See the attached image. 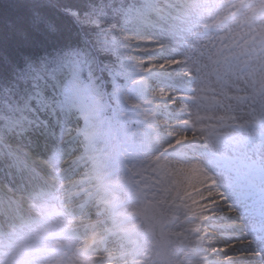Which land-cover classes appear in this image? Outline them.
<instances>
[{"label": "rangeland", "instance_id": "1", "mask_svg": "<svg viewBox=\"0 0 264 264\" xmlns=\"http://www.w3.org/2000/svg\"><path fill=\"white\" fill-rule=\"evenodd\" d=\"M144 1L146 6L145 10H140V17L142 18L140 23L135 27L133 25V29L122 30L121 35L123 37L121 41H117L118 43L115 41L116 38L113 37V32L106 33L109 26L104 29L101 28L100 31L96 30L95 33L88 37L95 44L94 51L96 56L93 62L96 69H103L105 66L114 65L107 72H103L104 78L102 80L104 82L116 86L117 81L114 79V72L118 71L119 76L124 73V70L131 74L133 73L131 76L125 78L126 82L123 83L120 91L123 97L134 103V111L138 116V133L134 137H131V139L135 146L139 147L137 154L148 163L147 167L143 164L139 165L138 173L141 174L147 170L144 175L149 181L141 180L143 186H139L131 181L127 175L124 177L128 169L125 167L124 158L122 157L121 144L131 149L132 146L129 142L132 143V140L128 135H125L123 137L124 142L115 145L106 139V135L108 138H112L111 133L114 132L112 125L107 124L106 130L101 118L93 115L90 110L93 109L94 113H99V109H95V104H97L100 97L103 100L105 96L100 94L98 99L94 98L89 81L87 84H83L79 79L73 82L75 87H81L78 85L81 83L82 87L79 89V92L74 91L71 86L67 89L61 88L59 95L63 103L55 105L43 99L44 97L41 94L39 96L40 102L37 103L42 102L47 108H41L40 113H38L33 104L29 102V107L23 109L22 117L15 120L13 126L9 127L8 130L0 135V142L2 143L0 172L2 171L10 175L21 166L19 163H28V166L32 168L31 170L41 180L51 183L54 187L56 185L59 193L57 192L54 203L59 206V198H64V203L68 204L71 199H68L64 193H60L62 188L60 185L61 179L55 181L54 184L49 171L50 164L45 165L43 162L44 168L39 165L40 161H47L48 158L55 156L58 150L64 148L67 143L57 146L58 149L49 148L46 151L42 150L44 153L48 152L42 156L26 146V143L31 142V134L29 131H33L32 133L35 132L33 126L39 127L41 124L45 125L43 131H50L55 138L54 134L59 135L65 132L62 125L66 121L61 124L62 117H71L80 124L79 129L81 135L76 140L77 146L85 149L88 142L93 141L101 145L97 154L103 153L105 156L104 165L102 166L103 170L100 172V181L91 189L89 194L98 190L99 192L94 200L97 202L103 201L106 187L102 185V182L105 178H109L110 184L108 186L118 193L121 201L128 198L131 199L129 204L123 206L124 209L121 213L132 215L135 221L138 220L137 216L142 218L136 231L139 232V234L137 233L139 237L141 236V232H145L147 235L144 239L143 247L146 248L147 253L154 260V264H190V261H187L184 256H181L182 249L186 245L189 248V252L198 250V243H201V240L198 242L199 236H197V231H193L194 235H192V238L194 242L189 245L186 236L180 235L173 229L172 220L163 204L168 199L169 194H173L174 192L175 197L179 200L176 205L184 208L185 212L187 211V215L192 218L196 216L194 221L196 229H198V221L203 217H197L196 213L201 208L195 206L193 209H189L187 206L199 194H188L190 188L183 189L185 184H189L188 182L191 180L190 186L192 188V183L198 180L193 178V176H200L204 172H208V174L206 173L207 177L213 181L214 189L220 193L221 191H226L227 186L232 185V181L223 173L224 170L227 171L228 175L236 177L238 172L246 169L245 162L247 160L264 159V139L247 137L248 134H245L244 130L233 131L227 126L229 120H241L244 124L242 128L245 129L247 127L245 123L254 117L256 122H262L259 124V129L264 128V44L259 43L257 40L259 37L258 34L264 33V13L261 9V6L264 5V0H188L190 3L187 1L185 4L186 8L181 12V15H184L183 20H173L167 29L159 32L158 35L151 36L154 42H169L170 48H174L180 52L179 54H175V56L181 57L183 63L188 67L184 72V76L187 77L184 78L185 81L179 80L174 83L181 87L184 84L186 85L182 87L184 89L187 88L185 91H182L183 89H179L178 91L183 95H187L184 97L186 100L184 102L182 101L180 107L179 103H176V107H178V110L186 112L187 115L172 119L174 122H184L186 126L182 129L172 128L171 130L157 128L154 131L149 130V127L153 128L152 126H158L166 115H170L168 113L171 110H164L166 106H161L166 104V102L157 101L152 98V95L157 93L158 89L162 91L168 90L170 88V82L160 81L162 85L156 87L159 81L155 82V79L148 75L150 71L159 72L163 64H161L157 57L143 55L147 47L137 46L135 42H137L136 39L142 38L145 33L149 32V28L154 21L152 13H155V7L159 6L157 2L161 3L164 1ZM233 12L236 13V17L233 20L219 27L216 33H207L211 24ZM92 15L91 13H84L79 16L74 15L73 19L85 29H93L95 26V18ZM213 25L216 26L217 24ZM202 31L206 32V34L197 35V32ZM120 43H123V47L121 48L118 47ZM154 46L156 45L154 44ZM133 47H135L138 53L132 52L130 48ZM56 51L57 53L63 52L65 54L64 50L59 49ZM56 51L55 49H49L48 59H39L33 63L37 65L42 64L44 61L55 56L57 54ZM96 57H102L98 64L95 62ZM107 58H109L110 62L104 63ZM145 60L147 61L144 63ZM148 60L153 61L148 62ZM169 60H174V57H171ZM83 62L86 64L84 67L88 69V63L91 62ZM96 72L100 73L99 70ZM188 73H190V77ZM90 74L92 73H88V75ZM156 79L162 80L161 78ZM118 88L116 86V89ZM15 91L17 92L18 90L11 88L10 82L6 86L3 85L0 87V117L5 109L7 110L10 106L11 109H18L16 103L11 100L18 94ZM65 92L68 93L67 96L64 95ZM108 95L109 99L111 98L117 101L118 107H125V102L119 94L116 95V98H113L111 92ZM170 103H168V108ZM101 105L105 106V103ZM159 106L160 108H158ZM153 111L158 113L153 115ZM242 111H246V114H242L244 113ZM85 122L89 123L90 131H88V126L85 125ZM50 126L55 127L54 130H47ZM172 131L179 132L184 138L192 139L200 145H207L211 149L217 150V152H228L232 156L231 162L224 165L221 164L225 169L222 166H214L212 169L197 161H193L191 164L167 158L166 148H170L174 144V140L169 138L173 137L171 135ZM250 138L254 139L248 143L244 142L245 139ZM142 139L145 140L144 143H142ZM73 143L70 142L67 146L72 145L73 147ZM162 154L164 156L161 158ZM74 156L75 154L70 153L66 156L65 160L72 159ZM118 157L121 163L115 168V165L118 164ZM13 161H16L15 168L13 167ZM240 163L244 165H240L239 168L238 165ZM103 172H106L109 176H103ZM185 174L190 175L192 178L187 180V175L184 176ZM72 176L70 175L68 180ZM119 178L121 179L120 183ZM80 179H86V176ZM0 185V196L1 194H10L6 192L7 190L10 191L9 189L15 190V187L10 188L6 186V183L2 182V180H0ZM82 188L83 186L79 187V189ZM229 196L230 199L226 201V204L231 205L233 203L236 206L233 199L237 197L236 193H229ZM79 198V201L83 200L85 195ZM0 200L2 201V198ZM46 200V198L31 199L28 203H35L37 207L29 209L27 205H24V208L31 210L34 215L45 216L44 211L46 210H42L38 205H42ZM144 202L151 208V212L147 214V218L150 219L153 216V221L144 218L142 208ZM112 203H109L106 207H111ZM86 208H90V205H87ZM100 211L101 208H99V215L97 217L101 216L99 218L104 220ZM134 211H136V214ZM230 211L232 212V209ZM93 218L96 217L92 216L89 220ZM61 220L62 218L45 219L40 226H36V229L40 233H47L55 229L60 222L68 221L71 224L73 223L71 217H66L65 221ZM102 223L106 224L107 222ZM164 225L167 227L166 232L163 230ZM151 227H153L155 234L153 230H149ZM156 231L158 232L156 233ZM96 232L99 234H107V231L101 230V228L96 229ZM213 233L216 234V231L213 230ZM84 235H94V233ZM223 235L227 236L229 233H223ZM24 237L30 242H24ZM38 240V233L33 231L26 232L21 239L14 240L15 242L10 247H6L0 251V264H17L29 258L34 259V264H68L69 262L76 263L75 260H81L73 254V250L68 241L62 240L60 244L66 247V250L63 252L57 255H50L49 253L34 255L33 248L36 245L42 246V244L38 243ZM207 240L216 252L221 251L219 244L216 243L220 241L219 236L214 238L210 237ZM153 241L155 242V246L153 245ZM93 251L90 250L89 254L95 257L100 256L99 252L96 251L94 253ZM217 258H212L213 264H220ZM85 260L87 259L85 258ZM112 260L111 257L108 262ZM207 261L204 260L203 263ZM111 264H120V262L112 261Z\"/></svg>", "mask_w": 264, "mask_h": 264}, {"label": "bare ground", "instance_id": "2", "mask_svg": "<svg viewBox=\"0 0 264 264\" xmlns=\"http://www.w3.org/2000/svg\"><path fill=\"white\" fill-rule=\"evenodd\" d=\"M172 1L173 0H164V2H162L159 7L156 8V10L158 11L157 13H159V9L162 8V6L169 7L172 4ZM185 4L186 0H180L177 6L181 7ZM154 23L156 24V21ZM155 24H153V29L151 25V27L149 28V32L145 33L142 38L136 39L137 42H135V45L146 46L147 49H145L146 51L143 52V55L149 57H157L158 60H160L161 64H163V67L159 72L150 71L148 75L153 77L156 82L159 81L156 87H160L162 85L160 81H168L172 83L173 81H181L184 80V78H187L184 76V72L188 67L187 65H185V63H183L181 57L175 56V54H179L180 52L174 48H170V44H168L169 42L160 41L158 43L157 41H153L151 36L158 35L159 32L165 30L167 26V24H161L157 28ZM154 44L156 46H154ZM130 49L132 50V52L134 51L135 53H138L135 50V47ZM58 56H60L59 53L55 55L56 58ZM171 57H174V60L170 61L169 59ZM146 61L147 60H145L144 63ZM150 61L153 60H148V62ZM74 68L77 69L79 68V66L75 64ZM189 75L190 73H188V76ZM156 78H161L162 80H158ZM5 84H2L1 86H6ZM185 86V84L182 85V87ZM175 89V87H173V89L169 88L168 90L164 91L158 89L157 93H154V95H152V98L157 101L164 99L166 104L161 107L166 106L164 110L168 109L169 111H171L168 113L170 115H164V119H162V122L158 126H153V128H149V130L154 131L157 128H163L167 130H171L172 128L182 129L186 126L184 122H174L172 120L173 118H180L181 116L187 115L186 112L178 110V107H176V103H179V107L181 106L182 101L184 102V97L187 95H183L181 92H178ZM150 90L152 89L150 88ZM15 93L23 95L25 99L28 98V96H26L22 91L18 90L17 92L15 91ZM29 102L30 101L28 99L25 106L29 107ZM37 102H40L39 98L37 99ZM168 103H170L169 108L167 107ZM158 108H160V106ZM23 109L18 108L17 110V113H20V116H22ZM5 113L10 115V112ZM62 118L63 120L61 121V124L66 121L64 123L65 126H63L64 124L62 125V127L65 129V132L61 133L56 139H51L52 141H54L53 148L58 149L57 146L66 143L68 144L70 142H74V148L72 147V145L67 146L66 144L64 148L58 150L55 156L48 158L47 161H40L39 165L44 168V163L45 165L50 164L49 171L53 182L55 183V181L61 179L60 185L62 188L60 192L64 193L67 198L74 200V202L71 201L69 203L71 204V206L74 205V210L75 212L77 211L79 213L80 219L79 222H76L72 226L80 230L81 232L87 233H90L92 231L95 232L98 228H105V225H103L102 221L96 220L99 219L97 217L99 208L101 207V213L109 212L110 208L106 207L109 205V203L113 202L111 204V206H113L115 204L118 205V203L120 202L118 206L120 208L111 212V218L113 219H111L110 224H107L108 226H110L109 230L107 231L108 233L104 236V234L99 235V233L96 232V235L90 236L85 239L83 247H93L99 243V247L103 245L104 249L103 252H101V258L103 262L101 261L100 264H110L115 260L120 262V264H154V260L149 256L145 248H143L144 241L138 236L136 231L138 225L140 224L139 222L141 221V218L138 217L139 220L135 221L133 218L128 217V215L120 214L123 205H125V199L121 201L118 193L108 186L110 184L109 178H105L102 182V185L106 187L105 197L103 198V201H101L100 204H94V199L97 196L96 193L98 191H95L92 194H89V192L94 186L97 185V183H99L101 176L100 172H102L103 170L102 166L104 165L105 156L103 153L97 154V152H99L100 150L101 145L90 141L88 142L85 149L81 146H77L76 140L79 138V135H81L79 129L80 124L71 117L65 116ZM1 123H5V120H3L2 122L0 121V124ZM85 123L86 126L89 125L88 122ZM44 126L45 125L43 124H41L39 127L33 126L35 128V132L32 133L33 131H29L31 134L30 141L32 142L33 146L41 145L38 140L43 139L45 141V139L42 137H48V135H50V131H43ZM52 129L53 127L51 126L50 128H47V130ZM88 131H90L89 126ZM171 133L173 137L169 138L171 140H174V144L170 148H166L170 152H182L188 147H192L195 143V141L192 139L184 138L183 135L179 132L172 131ZM70 153L75 154V156L72 159L65 160L66 156ZM188 163L192 164L193 161H189ZM206 173L208 174V172ZM206 173L204 172L200 176H193V178H196L198 180L192 183V188L190 186V178L192 177L187 174L184 175H187L186 178L190 181L188 182L189 184H185V187H183V189L190 188L191 190H188V194L191 195L199 194V196L192 203H190L187 208L193 209L195 206H199L201 208L200 210L198 209L199 211L196 213V215L204 216L200 224L198 225L201 230L200 237H204V241L199 250H194L192 252H188L189 248L185 245L182 249L181 256H184L187 261H190V264H198L207 257H218L217 259H219L221 264H264V259L260 258V255L257 253V251L260 250V246L258 244L259 238H257L254 231L249 229L248 225H246L247 222L244 221L243 213L239 210V207L236 208L232 203L231 205L226 204V201L229 200L227 193L224 191L220 193L219 191H216L213 187V181L209 180ZM105 174L106 172H103V176ZM70 175L73 176L68 180V177ZM84 176H86V179H80ZM7 179L8 176L1 171L0 180L5 181ZM10 185H12V183H10ZM81 186H83V188L79 189V187ZM19 187V190L25 194L30 190L27 185ZM83 195L86 196L82 200L84 202L81 203V200L79 201V197H83ZM18 197L19 196L16 195V198H8V205L11 206V208L17 207L15 205L17 203H24L26 202V200L28 201L26 197H22V199H18ZM178 202L179 200H177V197H175L173 192V194H169L168 199L165 203H163L164 208L169 213V216L172 220L171 222L173 229L180 235L182 234V236H186L187 242L189 243V245H191L194 242L192 235H194L193 231L196 228L195 221H193V219L196 217L192 218L188 216L187 211L185 212L184 208L176 205ZM89 204H91L90 208H86ZM231 209H233L232 212L230 211ZM5 210H8V208H5ZM3 213H5V211H3ZM92 216L96 218L89 220ZM103 222L107 221L103 220ZM207 222L212 223L210 224V226H213V228L216 229V231H218L219 233L212 235L211 227L209 228L204 225ZM223 233H229V235L226 236L223 235ZM218 236L220 238V241L216 243L219 244V247L221 248L220 252H216L214 250V247L207 240L210 237L214 238ZM205 251H208V254H206ZM110 257H113L114 259L111 262H108ZM97 259L99 258L96 257L95 260Z\"/></svg>", "mask_w": 264, "mask_h": 264}, {"label": "trees", "instance_id": "3", "mask_svg": "<svg viewBox=\"0 0 264 264\" xmlns=\"http://www.w3.org/2000/svg\"><path fill=\"white\" fill-rule=\"evenodd\" d=\"M133 7L132 0H0V57L19 63L28 57L34 62L48 59L49 49H61L65 54L58 52L60 56L57 58L72 57L75 61L79 56V62L74 66L84 65L83 61L94 65L92 54L95 53V44L88 36L109 26L106 33L113 32L118 43L123 37L121 31L134 25ZM84 13L93 14V29H85L73 19L74 15ZM118 47H123V43ZM108 61L109 58L104 63ZM113 66H105L103 72ZM11 80L12 75L6 74L3 84ZM11 88L15 87L11 85ZM11 100L20 107L24 105L25 98L16 94ZM10 109L11 106L7 108ZM15 111L17 109L12 108L4 111V115ZM8 119L4 116L0 121Z\"/></svg>", "mask_w": 264, "mask_h": 264}, {"label": "snow or ice", "instance_id": "4", "mask_svg": "<svg viewBox=\"0 0 264 264\" xmlns=\"http://www.w3.org/2000/svg\"><path fill=\"white\" fill-rule=\"evenodd\" d=\"M76 47L78 48L79 45ZM92 55L93 57L96 56L95 53ZM79 59V56L75 58V61L72 57L56 58L53 56L51 59L37 65L28 57L24 58L23 63L14 62L10 59L5 60V58L0 57V85L4 83L6 74H11L12 80L10 83L28 96L36 111L40 113L41 108H47L44 103H37V99L41 94L45 100L54 105L63 103L59 95L60 89H67L72 85L73 73L75 72L74 63L79 62ZM101 59L102 57H96V64ZM88 70L92 71L94 75L97 70L103 74V69L94 68L93 63H88ZM79 79L83 84H87L89 81L83 63L80 65ZM64 95L67 96L68 93L65 92Z\"/></svg>", "mask_w": 264, "mask_h": 264}]
</instances>
